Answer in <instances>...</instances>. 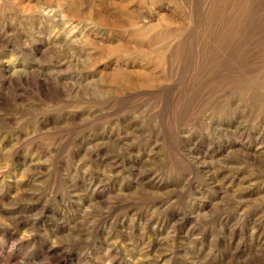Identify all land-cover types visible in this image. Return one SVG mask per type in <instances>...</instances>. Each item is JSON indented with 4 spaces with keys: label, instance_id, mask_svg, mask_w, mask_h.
Instances as JSON below:
<instances>
[{
    "label": "rangeland",
    "instance_id": "rangeland-1",
    "mask_svg": "<svg viewBox=\"0 0 264 264\" xmlns=\"http://www.w3.org/2000/svg\"><path fill=\"white\" fill-rule=\"evenodd\" d=\"M0 264H264V0H0Z\"/></svg>",
    "mask_w": 264,
    "mask_h": 264
}]
</instances>
